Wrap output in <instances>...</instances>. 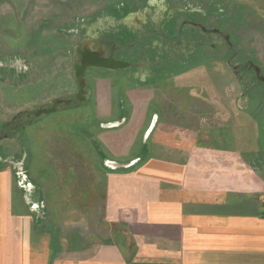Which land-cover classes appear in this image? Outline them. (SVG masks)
<instances>
[{"label": "rangeland", "instance_id": "rangeland-1", "mask_svg": "<svg viewBox=\"0 0 264 264\" xmlns=\"http://www.w3.org/2000/svg\"><path fill=\"white\" fill-rule=\"evenodd\" d=\"M153 1L152 14L162 19L164 8L174 9L175 38H189L194 48L190 55L196 59L177 57L182 61H175L169 74L157 70L153 76L161 79L143 81L141 85L152 91L130 93L133 86H140L129 80L128 66L117 72L90 68L81 95L86 100L79 101L75 68L79 50L91 45L93 50L109 51L96 31L90 32L95 26L86 19L120 0H0V154L3 150L7 157L3 163L20 172L28 169L31 181L43 187L45 205L55 220L63 217L62 225L82 223L100 240L113 239L117 228L103 223L107 182L103 165L109 163L101 162L87 135L103 147L99 138L103 116L89 91L90 81L112 77L100 84V91L106 94V107L114 106V117L120 101L129 112L131 100L142 107L153 100L165 129L197 133L200 141L211 136L251 156L264 152V78L253 76H264V0ZM193 23L208 29L202 36L207 37L204 46H199L201 26ZM111 26V21L104 23L106 29ZM214 28L227 35L228 43L213 33ZM91 37L95 39L90 41ZM204 50L206 55L198 58ZM129 53L139 56L135 48ZM242 60L258 66L256 74L251 69L234 73ZM109 84L114 89L111 104ZM75 99L76 107L66 106ZM55 104V112L36 117Z\"/></svg>", "mask_w": 264, "mask_h": 264}, {"label": "crops", "instance_id": "crops-1", "mask_svg": "<svg viewBox=\"0 0 264 264\" xmlns=\"http://www.w3.org/2000/svg\"><path fill=\"white\" fill-rule=\"evenodd\" d=\"M153 2L120 0L86 19L102 47L130 63L129 80L140 87L129 93L152 91L143 81L156 80L158 71L169 74L182 61L177 57L196 59L192 41L175 38L174 9L164 8L163 20L152 14ZM90 46L81 50L108 54ZM133 48L139 56L129 53ZM108 80L90 81L89 91L103 116L100 149L109 156L103 223L117 228L115 237L100 240L79 222L62 225L28 169L6 164L0 166V264H264V152L251 156L211 136L200 141L197 133L165 129L153 100L144 107L131 100L129 112L120 101L114 117L100 91ZM113 90L109 84L110 104Z\"/></svg>", "mask_w": 264, "mask_h": 264}, {"label": "water", "instance_id": "water-1", "mask_svg": "<svg viewBox=\"0 0 264 264\" xmlns=\"http://www.w3.org/2000/svg\"><path fill=\"white\" fill-rule=\"evenodd\" d=\"M85 49V48H84ZM126 66H130V63H126L123 61H118L114 58L113 51L110 53L109 57H106L104 53L102 52H89L86 50H79V64L75 67L76 68V77L79 82V89H80V95L78 96L79 101L86 100L81 97V95L84 93L83 88L85 87L84 83V77L86 70L89 68H96V69H108L117 71L120 69L125 68ZM76 99L74 100V103L67 104L66 106L69 107H76L78 103H75ZM57 104H55L51 109H45L41 110L38 113H36V117L43 116L50 114L52 112H55Z\"/></svg>", "mask_w": 264, "mask_h": 264}, {"label": "flooded vegetation", "instance_id": "flooded-vegetation-1", "mask_svg": "<svg viewBox=\"0 0 264 264\" xmlns=\"http://www.w3.org/2000/svg\"><path fill=\"white\" fill-rule=\"evenodd\" d=\"M194 25H196V26H201L202 24H196V23H193ZM198 35H200L201 36V39L199 40V41H201L202 43H199V45H204V38L202 37V36H205V35H203V33H205V32H208V29L207 28H204L203 26H201V29H198ZM213 33H215V34H217V36H220V37H222L226 42H227V35L225 34V33H222V32H219L218 30H217V28H214L213 29ZM228 43V42H227ZM111 48V47H110ZM228 49H230V47H228ZM112 52V50L110 49V51L108 52V54H107V56L106 57H109L110 56V53ZM113 53H114V58L115 59H117L116 58V55H115V52L113 51ZM232 56H230L229 58H231ZM242 62H243V64H242ZM246 61L245 60H242L241 61V63H239V65H240V67L238 68V66L237 67H235V71H234V73H238V72H241L240 70L241 69H243V70H249V69H251L252 70V73L254 72L255 74H256V72H257V69H258V66H252V65H250L249 63H248V61L245 63ZM248 64V67H244L245 65H247ZM260 71H261V69H260ZM247 72V71H246ZM251 72V71H250ZM262 74H263V72H262ZM254 77H256L257 79L258 78H264V76L262 75V76H258V75H253Z\"/></svg>", "mask_w": 264, "mask_h": 264}, {"label": "trees", "instance_id": "trees-1", "mask_svg": "<svg viewBox=\"0 0 264 264\" xmlns=\"http://www.w3.org/2000/svg\"><path fill=\"white\" fill-rule=\"evenodd\" d=\"M179 31V30H178ZM198 36V35H197ZM197 39H198V37H197ZM87 135L92 139V145H93V148H94V150H95V153H96V155L100 158V160H101V162H107V161H109V156H106L104 153H103V150H101L100 149V145H99V143H98V141H96V140H94L93 139V136H91L89 133H87ZM88 137V138H89ZM2 150V149H1ZM1 153H3V154H0V155H2L3 157H5L6 159H7V157H6V155H5V153L3 152V150L1 151ZM5 160V159H4ZM4 165L5 163H3V158H2V160L0 161V165ZM103 167L105 168V166L103 165ZM135 166H133V168H134ZM105 171H106V168H105Z\"/></svg>", "mask_w": 264, "mask_h": 264}, {"label": "bare ground", "instance_id": "bare-ground-1", "mask_svg": "<svg viewBox=\"0 0 264 264\" xmlns=\"http://www.w3.org/2000/svg\"><path fill=\"white\" fill-rule=\"evenodd\" d=\"M118 124V123H117Z\"/></svg>", "mask_w": 264, "mask_h": 264}]
</instances>
